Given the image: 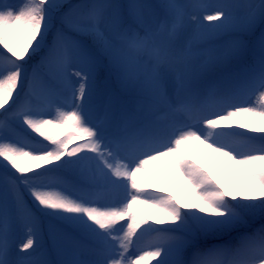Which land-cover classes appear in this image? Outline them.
<instances>
[{"label": "snow or ice", "instance_id": "1", "mask_svg": "<svg viewBox=\"0 0 264 264\" xmlns=\"http://www.w3.org/2000/svg\"><path fill=\"white\" fill-rule=\"evenodd\" d=\"M0 49V264H264V0H0Z\"/></svg>", "mask_w": 264, "mask_h": 264}, {"label": "rangeland", "instance_id": "2", "mask_svg": "<svg viewBox=\"0 0 264 264\" xmlns=\"http://www.w3.org/2000/svg\"><path fill=\"white\" fill-rule=\"evenodd\" d=\"M12 2L20 3L21 0H12ZM203 2L205 4L211 6V5H215L216 3H218L219 0H203ZM213 10L214 9L212 7H209L207 9V12L203 13V14H211ZM204 23L207 24L208 22L204 21ZM111 87L113 88V90L116 92V95H117V86L115 85V83H112ZM240 119L242 122L253 123L252 118H250L246 115L242 116ZM182 151H183L184 155H186V156L188 155L191 158L196 157L198 159V161L195 160V162L202 165L203 167H204V165L207 166L209 169L208 168H206V169L210 172H213V174L216 175L219 179H221V181L224 183H230V181L228 180L229 176L232 177V179L234 181H237L238 178L239 179L241 178V180L243 179V177L241 176V174L239 172V166H231V165L223 166V164H224L223 159L220 158L218 156V154L213 153L211 151V149L207 148L205 145L200 144L198 141L185 142V144L182 145ZM162 160H169L170 162H172L174 164V161L172 160L171 157L164 156V157H160L159 159H157L155 161H151L147 165V167L149 169H151L152 171H154L155 173H158L155 170V167L159 166V164ZM162 170H165L168 173L169 179H173V176L175 177V174L172 173L170 167H164ZM224 171L226 173H224ZM237 176H238V178H237ZM137 180H138V182L147 186L150 189H156V188H159L161 186L160 181L155 176L151 175L149 172L138 173L137 174ZM173 182L175 184L174 180H173ZM233 187H234V184H233ZM124 202H126V200ZM134 207L143 215H155L154 211L152 209L148 208L144 204H137ZM40 239L42 242L50 243L47 241V227L46 226L42 230V235H41Z\"/></svg>", "mask_w": 264, "mask_h": 264}, {"label": "trees", "instance_id": "3", "mask_svg": "<svg viewBox=\"0 0 264 264\" xmlns=\"http://www.w3.org/2000/svg\"><path fill=\"white\" fill-rule=\"evenodd\" d=\"M256 35L257 36L259 35V31H257ZM0 51H2V49H0ZM105 77H106V72L103 69H101V71L99 73V77H98V87L101 88L102 90L106 91V92H110V93H113V94L116 95V92L113 90V88L111 86H112V83H115L116 86H118V84L115 82L114 79L106 81ZM117 96H118V92H117ZM250 134L257 135L255 133H250ZM71 146L72 145H69V147H71ZM189 158L194 160V161L195 160L198 161V159L196 157H194V158L189 157ZM223 166H227V165H225V163H224ZM164 167H170L172 173L175 174V164H173L169 160H162L160 162L159 166L155 167V170L157 172L162 173V175L168 180V182L174 185L173 180L175 181V177L173 176V179H169L168 178V173L165 170H162ZM204 168H208V167L204 165ZM224 173H226V172L224 171ZM65 178L68 179V180H72L71 174H67L66 173L65 174ZM237 178H238V176H237ZM240 180H241V178L240 179L238 178L237 181H240ZM261 224H264V219L258 217L252 222V227L256 228V227H259ZM220 242L221 241L214 240V239L210 238L207 241H201V244L203 245V244H212V243H220Z\"/></svg>", "mask_w": 264, "mask_h": 264}]
</instances>
